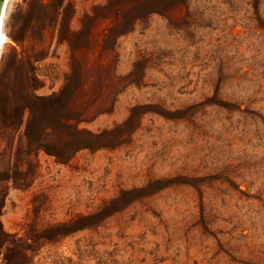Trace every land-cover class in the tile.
<instances>
[{
	"label": "rangeland",
	"instance_id": "374dc122",
	"mask_svg": "<svg viewBox=\"0 0 264 264\" xmlns=\"http://www.w3.org/2000/svg\"><path fill=\"white\" fill-rule=\"evenodd\" d=\"M160 1H6L0 264H264V0Z\"/></svg>",
	"mask_w": 264,
	"mask_h": 264
},
{
	"label": "trees",
	"instance_id": "16d2710c",
	"mask_svg": "<svg viewBox=\"0 0 264 264\" xmlns=\"http://www.w3.org/2000/svg\"><path fill=\"white\" fill-rule=\"evenodd\" d=\"M184 0H162L159 3H157L153 9H151V11H162L164 6L168 7L172 4H175L177 2H182ZM217 94V92H216ZM251 102H255V99L249 98L248 99ZM10 100L8 99V95H5L2 99H0V124L3 123V125H5L7 128L12 126V123L8 122V111H9V107H10ZM240 110H242V108H240ZM248 112L253 113L255 116H258L263 122H264V116L258 112H256L255 110H250L248 109ZM38 140V138H37ZM41 143H39L40 146ZM84 146L82 143L77 145V149ZM26 179H24V181L21 182V184H27V182L25 181ZM252 190H254V192H252L249 196L252 199L255 200H262V198L260 197V195L258 194L260 190H256L255 188L252 187Z\"/></svg>",
	"mask_w": 264,
	"mask_h": 264
},
{
	"label": "bare ground",
	"instance_id": "6f19581e",
	"mask_svg": "<svg viewBox=\"0 0 264 264\" xmlns=\"http://www.w3.org/2000/svg\"><path fill=\"white\" fill-rule=\"evenodd\" d=\"M6 1H8V0H6ZM5 7H4V10H3L2 17H1V22H0V36L3 37L2 42H0V53H1V50H2L3 46L5 45V43H7L9 41V36L5 32V30L3 29V19H4V15H5V13H4L5 12Z\"/></svg>",
	"mask_w": 264,
	"mask_h": 264
},
{
	"label": "water",
	"instance_id": "95a60500",
	"mask_svg": "<svg viewBox=\"0 0 264 264\" xmlns=\"http://www.w3.org/2000/svg\"><path fill=\"white\" fill-rule=\"evenodd\" d=\"M5 3H6V0H0V22H1V17L3 14L4 7H5Z\"/></svg>",
	"mask_w": 264,
	"mask_h": 264
},
{
	"label": "snow or ice",
	"instance_id": "6c2138e0",
	"mask_svg": "<svg viewBox=\"0 0 264 264\" xmlns=\"http://www.w3.org/2000/svg\"><path fill=\"white\" fill-rule=\"evenodd\" d=\"M2 39H3V37H2V36H0V42H2Z\"/></svg>",
	"mask_w": 264,
	"mask_h": 264
}]
</instances>
